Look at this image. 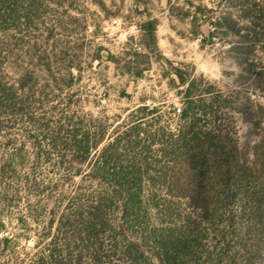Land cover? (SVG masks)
Masks as SVG:
<instances>
[{
	"label": "rangeland",
	"instance_id": "1",
	"mask_svg": "<svg viewBox=\"0 0 264 264\" xmlns=\"http://www.w3.org/2000/svg\"><path fill=\"white\" fill-rule=\"evenodd\" d=\"M102 1L104 6L93 0H0V83L10 87L15 97L30 98L28 111L34 119L11 116L3 120L10 128L0 132V163L21 152V159L11 167L12 176L0 178V218L4 222L0 264H34L44 241L38 233L49 215H55L54 232L58 215L74 208L76 202L88 205L99 194L105 198L109 229L95 239L101 244L103 260L119 257L120 251L114 249L120 250L124 241H146L145 248L151 249L158 238L168 234L174 239L185 232L201 237L200 263L203 251L214 249L213 258L220 252L224 255L218 264L230 256L231 248L222 250L231 240L229 232L237 233L245 244V251L239 253L243 260L253 248V237L246 233L244 218L230 229L228 216L239 209L235 194L251 189L238 184L222 186L217 218L198 226L197 211L167 187V171L175 159L164 156L161 142L148 146V141L162 139L164 143L169 134L179 136L189 124L176 112L177 107L186 106L179 92L187 83H178L172 65L185 73L188 82L193 81L195 104L203 105L190 116L199 118L196 129L218 130L226 136L222 143L226 148L233 143L242 146L252 125L242 120L239 109L248 98L264 106V94L242 83L240 69L229 57V45L216 35L214 23L227 11L242 15L245 0H204L207 9L197 37L191 33L189 18L175 15L177 7L187 9V0H150L149 13L157 19L158 51L145 50L149 65L144 58L138 59L140 68H148L139 76L126 72V65L134 61L133 49L144 50L136 27L143 18L135 12L134 0ZM247 3L250 11L257 9L254 0ZM171 7H176L174 13ZM108 55L117 57V63ZM252 58L264 64V44ZM23 72L32 77L28 94L17 91ZM144 107L153 111L140 110ZM43 123L49 126L46 138H42ZM59 127L60 141L52 149L49 139ZM263 129L264 122L258 130ZM71 130L77 131L79 139L87 134L90 138L80 174L73 178L59 164L60 154L69 157L70 152L61 149L70 143ZM29 133L38 134L36 145L45 151L38 160L35 143L26 138ZM7 136L14 142L5 144ZM261 138L252 135L251 140ZM134 139L137 144L127 143ZM109 144L116 150L105 166L103 150ZM100 181L106 187H116L119 181L122 190L98 193L104 188ZM51 186L57 190L51 191ZM78 187L82 193H75ZM78 196L80 201L75 200ZM3 237L8 239L5 249Z\"/></svg>",
	"mask_w": 264,
	"mask_h": 264
},
{
	"label": "trees",
	"instance_id": "2",
	"mask_svg": "<svg viewBox=\"0 0 264 264\" xmlns=\"http://www.w3.org/2000/svg\"><path fill=\"white\" fill-rule=\"evenodd\" d=\"M100 6H104L102 0H93ZM248 0L242 1V15L231 11L225 12L215 20L214 26L216 35L226 42L229 57L239 67V78L242 83L248 84L253 92L264 94V64L261 60L255 61L252 56L258 47L264 44V0H254V7L250 11L244 5ZM258 1L259 3H257ZM150 0H134L135 12L143 19L136 23L139 30L140 46L143 51L133 49L134 61H127L131 67L126 65V72L139 76L148 68H140L138 59L144 58L149 65L148 52H157V19L152 17L148 10ZM187 9L171 7L170 11L179 17L189 18L191 33L197 37L201 30L202 17L205 16L206 5L204 0H187ZM142 8V9H141ZM178 11V12H177ZM108 58L117 63V57L108 55ZM167 61V59H165ZM142 61V60H141ZM169 62V61H167ZM133 66V67H132ZM171 67V73L176 76L178 83L183 85L187 83L185 89H180L186 104L181 109L180 116L184 120H189V124L179 136L169 134L167 140L163 143L162 139H150L148 146L161 142L164 156H172L175 159L174 164L169 167L167 187L174 190L175 196H179L188 201V205L197 211L199 225L214 222L217 218V208L221 200L220 188L225 184H238L239 187H248L250 190H244V193H236L239 209L234 214L228 216V227L234 229L235 222L244 218L247 221L246 233L253 237V248L250 254L245 255L243 260L239 258V253L245 251V244L241 242L237 233H230V239L226 247L222 250L231 248L230 256L226 258L224 264H264L262 251L264 250V129L258 130L264 122V106L255 104L250 98L246 105L239 109L242 114V120L250 123L252 128L245 133V141L239 147L236 143L223 146L226 136L221 135L215 129H196L199 118L190 117L196 115L201 105L195 104V98L192 92L193 81L185 77V73L177 68ZM50 70V69H49ZM72 74V73H70ZM54 76V75H53ZM56 79L55 77H53ZM73 80V76L71 77ZM0 83V132L8 130L10 123L3 121L14 115H21L29 121L33 117L29 114L30 98L15 97L14 93H9L10 87L3 86ZM32 89V77L28 72L21 73L18 79L17 91L30 93ZM202 98V96L200 95ZM202 101V99H200ZM140 110L153 111L146 107ZM42 138L47 137L48 123L42 125ZM136 126H140L139 124ZM136 131V130H135ZM60 127L54 136L50 137L52 149H57L60 141ZM70 143L63 146L61 150L69 151V157L64 154L59 155V164L73 178L80 174V165L83 162L84 154L89 151L90 138L87 134L83 139L78 138L77 131L71 130ZM138 129L135 134H138ZM252 135H261L259 141L252 142ZM38 134H27L26 138L35 143L34 158L40 159L45 155V151L37 143ZM136 135H132L134 137ZM8 137V136H7ZM137 140V139H136ZM128 141L130 144L138 142ZM14 142L13 137H8L5 144ZM96 145V143L94 144ZM114 144L107 145L104 150L105 166L109 164V159L113 156ZM60 150L58 151L59 154ZM62 152V151H61ZM65 157L68 159L65 160ZM16 159H21V152L13 154L0 163V178L12 176L11 167ZM15 160V161H14ZM105 166L103 169H105ZM104 186L103 192L98 193H118L122 190V183L117 181L116 187H106L104 181H100ZM113 184V183H112ZM27 186V184H24ZM249 185V186H248ZM114 186V185H113ZM51 191L57 190V186L49 187ZM118 188V189H117ZM82 188L78 187L75 193H82ZM217 191V193H216ZM19 192V189H15ZM122 193V192H121ZM128 193V192H123ZM233 198L235 197L232 195ZM229 198V195L226 196ZM104 196L97 195L95 199L83 206L75 203L74 208L67 210L57 216L55 231L53 232L54 214L49 215L45 225L39 231L38 235L43 241L42 250L37 255L34 264H218L223 262V253L220 252L217 258H213V251L205 252V257L200 263V252L198 235L192 237L191 233L185 232L181 237L172 238L171 235L158 238L156 244L151 249L145 248L146 241H124L120 250L115 246V251H120V256L113 258L106 257L103 260L100 249L101 244L95 239L102 232H107V213L105 212ZM80 201L81 197L75 198ZM217 209V210H216ZM125 217V214L122 215ZM124 222L119 224L120 233H124ZM4 228V222L0 218V230ZM192 232V231H191ZM200 231L196 230V234ZM228 244V245H227ZM2 248L8 245V239H1ZM232 246V247H229ZM115 254V252H114Z\"/></svg>",
	"mask_w": 264,
	"mask_h": 264
},
{
	"label": "built area",
	"instance_id": "3",
	"mask_svg": "<svg viewBox=\"0 0 264 264\" xmlns=\"http://www.w3.org/2000/svg\"><path fill=\"white\" fill-rule=\"evenodd\" d=\"M176 112H177L178 114H180V112H181V108H180V107H177V108H176Z\"/></svg>",
	"mask_w": 264,
	"mask_h": 264
}]
</instances>
